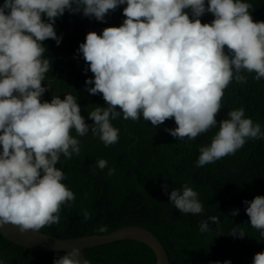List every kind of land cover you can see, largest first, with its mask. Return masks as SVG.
Wrapping results in <instances>:
<instances>
[{
  "label": "clouds",
  "instance_id": "9594fccd",
  "mask_svg": "<svg viewBox=\"0 0 264 264\" xmlns=\"http://www.w3.org/2000/svg\"><path fill=\"white\" fill-rule=\"evenodd\" d=\"M121 5L126 7L120 26L100 25L98 34L93 31V17L106 22V15ZM250 10L253 5L245 0H207V5L205 0H4L0 5V227L12 224L21 233H40L45 226L58 225L62 208L71 207L76 199L57 167L61 157L79 156L76 137L89 132L106 147L118 143L120 130L112 121L121 116L125 121L143 117L154 128L174 118L177 127L165 131L179 140L192 141L218 127L210 144L199 149L198 168L235 155L248 140L264 138L261 125L246 117L243 107L228 111L229 119L219 124L216 119L229 85L246 83L244 73H254L256 81L264 79V5H259L256 21ZM76 13L90 20L73 36L79 38L76 46L86 37L78 52L89 66L86 71L93 73L85 81L86 86L94 85L87 91L102 94L107 105L88 112L91 125L81 115L77 96L61 99L52 94L50 102L41 100L52 88L47 78L52 61L43 42L52 39L60 46L66 41L61 23L77 24ZM205 13L214 19L201 23ZM74 26L66 28L68 35ZM96 166L103 170L108 161L99 159ZM114 173V168L108 170V175ZM162 188L167 193V185ZM169 201L183 214L204 211L198 193L187 184L182 191L173 189ZM244 204L251 227L264 237V196ZM238 213L236 209L231 214ZM90 218L85 211L84 220ZM209 222L218 225L219 218L202 221L201 232L209 231ZM97 231L108 228L101 225ZM231 235L246 234L235 227ZM80 257L81 249L73 246L53 264H90ZM245 257L244 253L239 264H264L260 248Z\"/></svg>",
  "mask_w": 264,
  "mask_h": 264
},
{
  "label": "trees",
  "instance_id": "16d2710c",
  "mask_svg": "<svg viewBox=\"0 0 264 264\" xmlns=\"http://www.w3.org/2000/svg\"><path fill=\"white\" fill-rule=\"evenodd\" d=\"M207 5V0H205ZM253 5V20L258 16L259 5L264 0H245ZM4 0H0V5ZM119 6L110 11L106 22L96 21L93 30L98 28L118 27L123 23V8ZM191 16L190 10H186ZM80 21L66 20L61 23V30L66 41L57 46L52 39L45 40L46 57L52 61V70L47 78L52 81V88L41 97L51 101L52 94L61 99L67 94L77 96L81 115L91 125L88 112L97 106L106 107L102 94L92 95L87 91L86 79L93 78V73L78 52L79 40H73L83 24L90 20L76 13ZM201 23H208L211 18L205 13ZM45 20L47 18L45 17ZM74 23L76 24L74 26ZM60 23L58 22V25ZM74 26L71 35L65 31ZM55 28V27H54ZM58 36V35H57ZM227 51V49H225ZM247 82H233L225 90L222 100L223 109L216 119H229L228 111L243 107L245 116L253 119L264 130V79L256 81L254 73H244ZM47 84V81L44 82ZM62 94V96H61ZM120 130L119 141L105 146L98 136L91 132L80 140L81 153L69 160L61 157L57 164L66 175L63 183L74 192L75 201L71 207L62 208L58 225L45 226L40 231L57 238H74L91 234H106L126 225H139L152 231L166 250L170 264H231L241 261L245 253L264 251V237L251 227L246 214L247 205L257 195L264 196V138L248 140L235 155L226 156L213 164L196 167L201 146L209 145L217 128L199 135L195 140H179L166 128L177 127L174 118L166 120L160 127L154 128L150 121L121 118L112 121ZM75 136L73 130L72 133ZM99 159L108 161V166L100 170L96 165ZM110 168L115 169L108 175ZM187 184L198 193L204 206L201 214L180 213L169 201L173 189H180ZM167 185V193L162 188ZM239 209L233 216L231 213ZM90 219L84 220V212ZM210 216L219 218V224L209 222V231L201 232L200 224ZM106 225L107 232L100 233L97 228ZM239 227L245 232L244 238L233 237V228ZM66 251H36L16 245L0 232V262L2 264H53V261ZM86 259L91 264H155L156 255L146 244L134 239H120L107 244L97 245L84 250Z\"/></svg>",
  "mask_w": 264,
  "mask_h": 264
},
{
  "label": "water",
  "instance_id": "95a60500",
  "mask_svg": "<svg viewBox=\"0 0 264 264\" xmlns=\"http://www.w3.org/2000/svg\"><path fill=\"white\" fill-rule=\"evenodd\" d=\"M209 14L212 21L214 16L211 13ZM0 151H2V146H0ZM0 232L9 241L26 247L33 253L42 250L68 251L73 246L79 247L81 249V261L86 259L84 254L86 248L107 244L120 239H134L148 245L154 251L156 255L155 264H170L166 251L156 235L149 229L138 225H126L106 234H91L66 239H60L42 232L33 233L26 231L21 233L18 227L12 224L0 227Z\"/></svg>",
  "mask_w": 264,
  "mask_h": 264
}]
</instances>
